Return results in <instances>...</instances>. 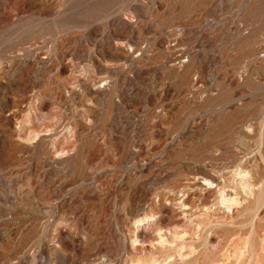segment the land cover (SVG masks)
<instances>
[{
	"label": "rangeland",
	"instance_id": "374dc122",
	"mask_svg": "<svg viewBox=\"0 0 264 264\" xmlns=\"http://www.w3.org/2000/svg\"><path fill=\"white\" fill-rule=\"evenodd\" d=\"M157 262L264 264V0H0V264Z\"/></svg>",
	"mask_w": 264,
	"mask_h": 264
},
{
	"label": "bare ground",
	"instance_id": "6f19581e",
	"mask_svg": "<svg viewBox=\"0 0 264 264\" xmlns=\"http://www.w3.org/2000/svg\"><path fill=\"white\" fill-rule=\"evenodd\" d=\"M235 175L238 178V181L236 182V186L239 188V190L242 191L244 193V195L246 194L248 196L249 194H251L252 189H253L255 184L249 180V176H250L249 173L247 171L238 170L235 172ZM205 182H206V180H205ZM207 182L211 183L209 181H207ZM221 201H223V203L227 204V206H233V205H237L239 203V200L236 197L235 192H233V191L224 192L222 195ZM163 241H164V239H163ZM157 264H158V262H157Z\"/></svg>",
	"mask_w": 264,
	"mask_h": 264
}]
</instances>
